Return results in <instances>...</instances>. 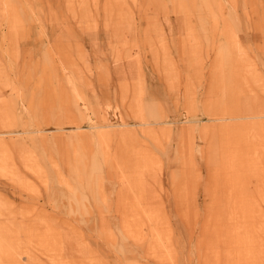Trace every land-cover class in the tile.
Masks as SVG:
<instances>
[{
  "label": "rangeland",
  "instance_id": "1",
  "mask_svg": "<svg viewBox=\"0 0 264 264\" xmlns=\"http://www.w3.org/2000/svg\"><path fill=\"white\" fill-rule=\"evenodd\" d=\"M5 264H264V0H0Z\"/></svg>",
  "mask_w": 264,
  "mask_h": 264
},
{
  "label": "bare ground",
  "instance_id": "2",
  "mask_svg": "<svg viewBox=\"0 0 264 264\" xmlns=\"http://www.w3.org/2000/svg\"><path fill=\"white\" fill-rule=\"evenodd\" d=\"M3 251H2V238H0V264H5V260H4V257H3Z\"/></svg>",
  "mask_w": 264,
  "mask_h": 264
}]
</instances>
